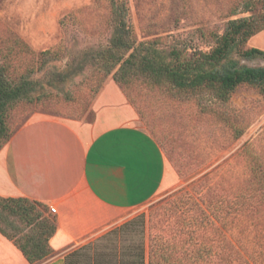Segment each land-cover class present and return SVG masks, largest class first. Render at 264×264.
<instances>
[{
	"label": "rangeland",
	"instance_id": "obj_1",
	"mask_svg": "<svg viewBox=\"0 0 264 264\" xmlns=\"http://www.w3.org/2000/svg\"><path fill=\"white\" fill-rule=\"evenodd\" d=\"M111 1L0 0V60H5L3 48L9 46L10 71L34 70L38 90L46 94L10 110L11 131L34 111L92 119L91 102L110 76L104 77L91 65L66 74L83 49L108 40ZM123 1L137 40L176 36L190 47L206 49L208 33L221 31L230 9L241 0ZM243 15L247 14L235 17ZM17 41L26 48L19 49ZM244 47L264 51V29ZM44 51L51 54L46 59L41 55ZM242 62L264 65L259 57ZM128 93L126 99L140 125L160 145L177 180L120 221L78 243L66 261L120 264L142 245L146 262L150 243L162 239L177 249L171 264H193L185 252L194 230L204 251L214 253L200 264H223V237L231 240L228 248L252 264H264V96L242 85L227 103H214L213 110L206 111L201 108L209 103L206 96L200 101V97L150 84L142 77L132 80ZM233 127L240 131L238 136Z\"/></svg>",
	"mask_w": 264,
	"mask_h": 264
},
{
	"label": "crops",
	"instance_id": "obj_2",
	"mask_svg": "<svg viewBox=\"0 0 264 264\" xmlns=\"http://www.w3.org/2000/svg\"><path fill=\"white\" fill-rule=\"evenodd\" d=\"M90 108V121L34 112L0 147V196L54 208L53 251L38 264H62L78 243L177 180L160 145L111 78ZM0 264H29L1 234Z\"/></svg>",
	"mask_w": 264,
	"mask_h": 264
},
{
	"label": "trees",
	"instance_id": "obj_3",
	"mask_svg": "<svg viewBox=\"0 0 264 264\" xmlns=\"http://www.w3.org/2000/svg\"><path fill=\"white\" fill-rule=\"evenodd\" d=\"M237 14L247 15L235 17ZM228 16L221 31L208 33V47L198 49L176 36L137 40L124 1L112 0L108 40L83 49L77 64L69 68L66 76L91 65L104 77L110 76L127 99L132 80L142 77L150 84L200 97V101L206 96L208 105H201L206 111L213 110L214 103H227L231 93L242 85L252 87L264 96V65L242 62L257 57L264 59L263 50L244 47L250 37L264 29V0H241L230 9ZM16 46L26 48L19 41ZM8 47L3 48L5 60H0V147L15 132L10 130L7 122L10 110L18 103L33 102L46 96L45 91L38 90L39 80L32 77L34 70L19 74L10 71ZM41 55L46 59L51 54L44 51ZM234 130L238 136L240 131ZM55 230L56 218L45 204L26 197L0 196V234L29 264H38L52 253L49 239ZM188 240L190 249L185 255L190 263L200 264L208 259L207 254L214 255L205 252L204 243L194 230ZM221 241L223 264H252L246 256L228 248L227 245L232 244L229 238L223 237ZM73 252L65 255L62 264H71L66 260ZM176 252L175 245L157 239L150 243L146 262L144 248L140 245L120 264H171L169 260Z\"/></svg>",
	"mask_w": 264,
	"mask_h": 264
},
{
	"label": "built area",
	"instance_id": "obj_4",
	"mask_svg": "<svg viewBox=\"0 0 264 264\" xmlns=\"http://www.w3.org/2000/svg\"><path fill=\"white\" fill-rule=\"evenodd\" d=\"M50 208V210L52 211V212H54V208L53 207H49Z\"/></svg>",
	"mask_w": 264,
	"mask_h": 264
}]
</instances>
